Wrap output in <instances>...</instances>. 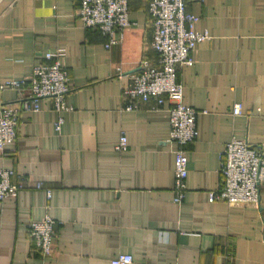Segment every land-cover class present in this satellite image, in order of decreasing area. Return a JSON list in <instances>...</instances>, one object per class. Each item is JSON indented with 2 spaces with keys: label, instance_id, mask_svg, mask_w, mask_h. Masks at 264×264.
<instances>
[{
  "label": "crops",
  "instance_id": "obj_1",
  "mask_svg": "<svg viewBox=\"0 0 264 264\" xmlns=\"http://www.w3.org/2000/svg\"><path fill=\"white\" fill-rule=\"evenodd\" d=\"M80 1L0 0V81L26 79L49 51H60L72 107L60 129L51 99L23 111L15 151L0 157V167L15 168L26 183L0 202V264H112L121 252L133 255L131 264H264V181L259 204L209 200L222 183L230 140H246L264 155V0H187L200 16L197 30L211 38L178 73L186 103L199 111L181 203L174 201L167 104L122 108L130 75L143 59H158L151 0H129L134 24L111 48L79 17ZM28 96V88H7L0 103ZM123 133L128 146L120 151ZM48 212L58 234L53 255L44 257L28 225Z\"/></svg>",
  "mask_w": 264,
  "mask_h": 264
},
{
  "label": "built area",
  "instance_id": "obj_2",
  "mask_svg": "<svg viewBox=\"0 0 264 264\" xmlns=\"http://www.w3.org/2000/svg\"><path fill=\"white\" fill-rule=\"evenodd\" d=\"M149 13L152 17V48L157 52V61L143 59L140 69L130 75L122 89V108L140 109L149 104L160 109L167 104L170 113V139L176 144L174 169V201H184L187 192L188 150L187 145L199 135L198 113L184 99L183 83L178 73L183 65L194 62L198 45L211 38L208 31H200L196 23L200 16L189 10L187 0H151ZM78 15L86 27L98 29L108 38L107 48L119 43L118 37L126 27L134 24L130 18L129 0H81ZM70 73L63 63L60 51H49L45 60L34 64L31 75L26 79L0 81V91L14 88L22 94L29 89V96L19 104L0 103V157L14 152L19 136L21 113L38 111L43 99H51L60 113L56 128L64 122L62 113L71 109L67 95L70 92ZM243 112L241 102L233 106V114ZM128 146L125 133L120 136L117 149ZM13 149V150H12ZM222 183L218 190L210 191L209 200H224L230 204L260 203V188L264 181L263 152L246 140L233 138L222 153ZM26 187L25 178L13 167H0V202L16 197ZM43 188L42 182L36 183ZM51 190L47 197H51ZM49 208V206H48ZM28 233L36 250L44 257L53 255L58 234V221L48 212L42 219L28 225ZM112 264H131L133 255L121 252L112 259Z\"/></svg>",
  "mask_w": 264,
  "mask_h": 264
}]
</instances>
